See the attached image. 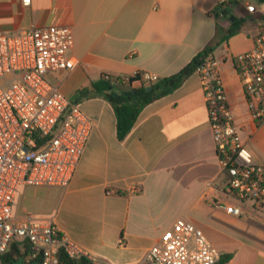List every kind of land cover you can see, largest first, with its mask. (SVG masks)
<instances>
[{"label":"crops","instance_id":"0c3cea01","mask_svg":"<svg viewBox=\"0 0 264 264\" xmlns=\"http://www.w3.org/2000/svg\"><path fill=\"white\" fill-rule=\"evenodd\" d=\"M219 0H0V32L32 26H68L74 45L72 70L49 81L80 105L93 124L77 169L67 187L22 186L14 216L53 221L97 264H136L178 218L195 223L225 264H264V215L233 217L212 207L223 198L206 104L197 74L171 94L146 107L122 140L112 105L86 95L107 75L128 79L138 72L170 77L180 72L230 27L238 33L213 52L235 124L254 159L264 164V124L252 120L234 67L235 56L253 47L256 14L246 0L216 16ZM264 11V5L256 3ZM119 85L117 90L126 89ZM209 181L214 183L205 197ZM138 188L134 191V188Z\"/></svg>","mask_w":264,"mask_h":264},{"label":"built area","instance_id":"2783aa9c","mask_svg":"<svg viewBox=\"0 0 264 264\" xmlns=\"http://www.w3.org/2000/svg\"><path fill=\"white\" fill-rule=\"evenodd\" d=\"M32 0H21L29 6ZM246 0H219L216 16ZM256 3L252 14L264 15ZM263 5V4H262ZM253 47L235 56L234 67L256 126L264 124V20H257ZM74 45L68 26H32L0 32V264H60L63 250L73 259L95 258L60 231L53 221L14 216L20 187H67L77 169L93 124L48 79L72 70ZM220 165L221 200L212 201L238 218L264 215V164L247 149L228 102L220 62L208 55L196 69ZM122 79V78H121ZM158 77L144 73V80ZM126 82L127 79H122ZM214 189L209 181L204 196ZM138 188H134L137 191ZM12 245L19 253L9 260ZM221 254L193 222L178 218L136 264H217Z\"/></svg>","mask_w":264,"mask_h":264},{"label":"trees","instance_id":"16d2710c","mask_svg":"<svg viewBox=\"0 0 264 264\" xmlns=\"http://www.w3.org/2000/svg\"><path fill=\"white\" fill-rule=\"evenodd\" d=\"M253 1L264 5V0ZM224 15L228 16V10H224ZM255 18L257 20H264V15L258 14ZM229 19L230 27L225 30L219 29V31L222 32V37L214 44L198 53L189 64L177 74L170 77L159 78L158 81L154 83L144 80V72L136 73L133 77L128 78L126 82L122 81L121 78H112L105 75L102 79L92 84L91 93H89L87 89L80 91V93L93 96L102 95L108 100L114 109L117 119V137L119 140H122L128 135L144 107L178 89L187 77L196 72V69L208 55L213 54L214 50L221 43L240 31L244 20L234 16H230ZM119 85H126L127 87L124 90H117L116 87ZM149 87H151V90L148 91L147 89ZM126 92H131V94L124 95ZM18 253V246L12 245L7 256L9 260H12V257ZM231 258L232 254L223 255L217 264H225ZM59 262L60 264H94L86 258H70L63 250L59 252Z\"/></svg>","mask_w":264,"mask_h":264},{"label":"water","instance_id":"95a60500","mask_svg":"<svg viewBox=\"0 0 264 264\" xmlns=\"http://www.w3.org/2000/svg\"><path fill=\"white\" fill-rule=\"evenodd\" d=\"M147 90H148V91L151 90V87H149ZM130 94H131V92H126V93H124V95H130ZM16 264H22V260L16 262Z\"/></svg>","mask_w":264,"mask_h":264}]
</instances>
